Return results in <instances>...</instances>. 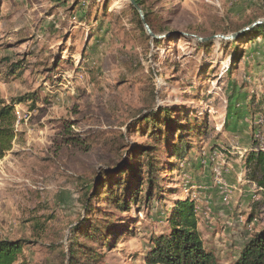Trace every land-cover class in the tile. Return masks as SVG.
Wrapping results in <instances>:
<instances>
[{
    "label": "rangeland",
    "instance_id": "1",
    "mask_svg": "<svg viewBox=\"0 0 264 264\" xmlns=\"http://www.w3.org/2000/svg\"><path fill=\"white\" fill-rule=\"evenodd\" d=\"M141 3L151 31L168 36L152 38L129 0H0V96L17 116L0 158V239L25 241L19 261L77 264L70 250L79 245L101 254L94 264H150L185 200L216 264L264 232V191L246 164L264 150V36L236 48L189 36L263 20L264 0ZM161 107L182 125L187 152L171 156L173 132L153 150V189L146 123L129 126L151 110L160 118ZM110 190L126 210L104 198ZM91 223L107 226L98 241L81 236Z\"/></svg>",
    "mask_w": 264,
    "mask_h": 264
},
{
    "label": "trees",
    "instance_id": "2",
    "mask_svg": "<svg viewBox=\"0 0 264 264\" xmlns=\"http://www.w3.org/2000/svg\"><path fill=\"white\" fill-rule=\"evenodd\" d=\"M136 4L142 9L143 5L141 0H134ZM132 10L137 13V9L130 3ZM144 14V19L151 29V23L147 13ZM141 17L138 16L137 23L141 24ZM142 27V26H141ZM237 28L235 31H239ZM143 32L144 28L142 29ZM258 35L264 36V22H261L252 28L241 32L236 39H231L229 44L231 47L236 48L235 42L243 39L245 42H252ZM157 41V40H156ZM155 41V42H156ZM207 44V42H206ZM240 61V57H235L232 63ZM13 65V67H16ZM230 72V67L227 68ZM160 118L155 116L151 110L148 115H141V117L134 120L129 127H136V125L143 121L145 122L146 134L151 138V145L148 150L142 153V164L147 168L148 179L147 183L150 188L156 189L158 187V180L156 172L159 167V162L156 155H152L153 150L158 149L160 146L167 144L170 132H173L168 150L170 149L171 156L177 160H181L187 152V141L180 133L182 131L181 124H172V115L168 108L161 107ZM163 113V115H162ZM17 119L14 107L8 104L0 96V158L3 157L6 151L12 146V141L15 137V121ZM226 123V121H224ZM246 164L250 170V179L255 181L256 184L264 191V150L252 151L246 158ZM106 184V182L104 183ZM103 186V185H102ZM121 188V186H119ZM109 190V189H108ZM147 202L150 201L151 196L155 194L152 189L149 190ZM110 193L109 200L116 209L126 210L128 204L124 198L115 197V193ZM154 192V193H153ZM136 193V192H134ZM134 198V195H132ZM132 200V198H131ZM126 208V209H123ZM195 206L194 202L190 200L178 201L173 209V213L168 219L169 230L168 233L160 235L155 238L152 249L146 255V259L150 264H216L213 253L203 246L200 233L196 229L195 219ZM92 224V223H91ZM83 232L81 235L88 240L98 241L101 235L106 231L107 226H93ZM26 247V243L22 239H0V264H26L24 260L19 261L22 250ZM70 258L79 263L77 257L84 258L85 264H94L96 258L101 254H96L94 250H86L85 247L75 245L70 250ZM19 261V262H18ZM74 263V262H73ZM72 263V264H73ZM231 264H264V232L255 233L254 236L245 243L238 257Z\"/></svg>",
    "mask_w": 264,
    "mask_h": 264
},
{
    "label": "water",
    "instance_id": "3",
    "mask_svg": "<svg viewBox=\"0 0 264 264\" xmlns=\"http://www.w3.org/2000/svg\"><path fill=\"white\" fill-rule=\"evenodd\" d=\"M129 2L138 10V12H139V14H140V17H141V20H142V23L144 24V27H145V29H146V32L152 37V38H159V39H161V38H163V37H165V36H168L171 32H169V33H166V35H156V34H154L152 31H151V29H150V27H149V25L146 23V21H145V19H144V14H143V11H142V9L136 4V2L134 1V0H129ZM261 22H264V19L263 20H260V21H255V22H253L252 24H250V26H248V27H245V28H243V29H241V30H239V31H236V32H234V33H231V34H229V35H213L212 37H199V36H197V35H189L191 38H193L194 40H196V41H198V42H207V41H209V40H211V39H213V38H221V39H225V40H231V39H234V38H236L241 32H243V31H245V30H247V29H249V28H251L252 26H255V25H257V24H259V23H261Z\"/></svg>",
    "mask_w": 264,
    "mask_h": 264
}]
</instances>
